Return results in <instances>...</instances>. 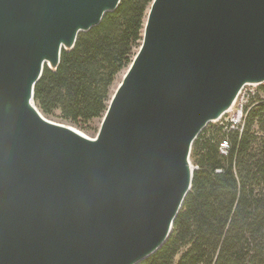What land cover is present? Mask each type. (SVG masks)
I'll use <instances>...</instances> for the list:
<instances>
[{
    "label": "water",
    "instance_id": "95a60500",
    "mask_svg": "<svg viewBox=\"0 0 264 264\" xmlns=\"http://www.w3.org/2000/svg\"><path fill=\"white\" fill-rule=\"evenodd\" d=\"M122 0H0V264H140L168 241L190 155L264 85V0H153L94 139L34 102Z\"/></svg>",
    "mask_w": 264,
    "mask_h": 264
},
{
    "label": "trees",
    "instance_id": "16d2710c",
    "mask_svg": "<svg viewBox=\"0 0 264 264\" xmlns=\"http://www.w3.org/2000/svg\"><path fill=\"white\" fill-rule=\"evenodd\" d=\"M153 0H122L116 11L45 69L34 102L48 120L97 134L112 88L143 37ZM245 107L241 130L208 125L192 146V187L165 245L140 264H264V85ZM228 149L223 156L220 145Z\"/></svg>",
    "mask_w": 264,
    "mask_h": 264
},
{
    "label": "built area",
    "instance_id": "2783aa9c",
    "mask_svg": "<svg viewBox=\"0 0 264 264\" xmlns=\"http://www.w3.org/2000/svg\"><path fill=\"white\" fill-rule=\"evenodd\" d=\"M254 95L255 92H253L252 88H248V94H239L234 107L226 116L223 117L221 124L225 125L229 130L241 129L245 116V107L249 104V101L254 98ZM227 149V143L223 142L220 145L221 155L224 156Z\"/></svg>",
    "mask_w": 264,
    "mask_h": 264
},
{
    "label": "rangeland",
    "instance_id": "374dc122",
    "mask_svg": "<svg viewBox=\"0 0 264 264\" xmlns=\"http://www.w3.org/2000/svg\"><path fill=\"white\" fill-rule=\"evenodd\" d=\"M124 74H125V72H122L119 76H118V78H117V80H116V82H115V84H114V87L112 88V94L115 92V90H116V88L118 87V85L120 84V82H121V80H122V78H123V76H124ZM252 90H253V92H255V95H256V88H252ZM254 95V96H255ZM264 97V96H263ZM250 102V101H249ZM234 107V106H233ZM231 116H232V114H231ZM49 121H51L52 123H55V124H60V125H66L65 123H62V122H60V121H58V120H55V119H52V120H49ZM100 123H101V121L99 122V124H98V122H96L95 123V125H97V127H98V130H99V127H100ZM242 128V127H241ZM239 131L241 130V129H238ZM78 131V130H77ZM79 133H81L83 136H85V137H87V138H89V139H94L95 137H96V133H94V132H91L90 134H85V133H83V132H80L79 131ZM98 133V132H97Z\"/></svg>",
    "mask_w": 264,
    "mask_h": 264
},
{
    "label": "bare ground",
    "instance_id": "6f19581e",
    "mask_svg": "<svg viewBox=\"0 0 264 264\" xmlns=\"http://www.w3.org/2000/svg\"><path fill=\"white\" fill-rule=\"evenodd\" d=\"M240 94H248V88H244V89L240 92Z\"/></svg>",
    "mask_w": 264,
    "mask_h": 264
}]
</instances>
